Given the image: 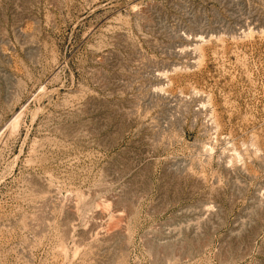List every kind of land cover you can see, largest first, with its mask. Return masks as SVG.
I'll return each mask as SVG.
<instances>
[{"label":"rangeland","instance_id":"rangeland-1","mask_svg":"<svg viewBox=\"0 0 264 264\" xmlns=\"http://www.w3.org/2000/svg\"><path fill=\"white\" fill-rule=\"evenodd\" d=\"M0 264H264V0H0Z\"/></svg>","mask_w":264,"mask_h":264}]
</instances>
